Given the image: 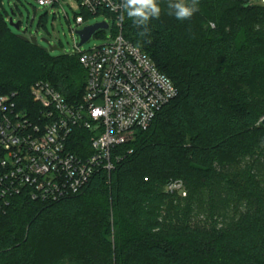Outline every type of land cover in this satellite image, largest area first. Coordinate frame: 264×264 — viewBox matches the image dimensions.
I'll use <instances>...</instances> for the list:
<instances>
[{
  "label": "trees",
  "instance_id": "1",
  "mask_svg": "<svg viewBox=\"0 0 264 264\" xmlns=\"http://www.w3.org/2000/svg\"><path fill=\"white\" fill-rule=\"evenodd\" d=\"M168 2L158 0L144 35L125 12L122 35L178 97L81 193L0 201V264H264V105L254 96L264 84V6L200 0L181 21ZM86 80L76 54L19 39L0 11V96L16 94L18 108L33 111L37 82L76 103ZM171 181L185 197L166 192ZM197 213L212 227L193 225Z\"/></svg>",
  "mask_w": 264,
  "mask_h": 264
},
{
  "label": "built area",
  "instance_id": "2",
  "mask_svg": "<svg viewBox=\"0 0 264 264\" xmlns=\"http://www.w3.org/2000/svg\"><path fill=\"white\" fill-rule=\"evenodd\" d=\"M35 1L43 7L61 5V0ZM75 1L84 11L75 15L76 26L103 16L113 40L86 52L75 43L87 74L79 102L69 103L42 81L31 88L33 111L19 109L16 94L0 96L2 202L23 191L45 202L81 193L95 175L112 172L121 160L116 151L133 142L138 132L148 130L161 110L178 97L172 80L151 57L123 37L122 0ZM251 1L264 6V0ZM77 31L71 29L74 38ZM183 191L182 181L166 186L171 194Z\"/></svg>",
  "mask_w": 264,
  "mask_h": 264
},
{
  "label": "rangeland",
  "instance_id": "3",
  "mask_svg": "<svg viewBox=\"0 0 264 264\" xmlns=\"http://www.w3.org/2000/svg\"><path fill=\"white\" fill-rule=\"evenodd\" d=\"M0 2H2L0 11H3L4 20L11 32L29 38L35 37L39 45L43 47H48L47 44L42 42L43 39H47L52 46H58L62 50L61 52H53V55L61 53L68 55L76 54L77 49L75 48V43H78V38L72 36L71 29L81 30L87 25L100 23L106 19L103 16L87 19L88 24L78 28L75 24V15L84 14V11L80 9L75 0H61V5L57 7H43L38 5L35 0H0ZM251 4L258 5L256 1H251ZM10 19L20 24L19 31L10 26ZM108 21L113 26V21L109 19ZM112 38V31L99 34L80 48V50L86 52L94 47L108 44L113 40ZM258 86L255 87L254 96L260 104L264 105V84L260 87ZM244 90L250 92V89L245 88ZM177 196H186L185 187L183 193L177 194ZM235 212L239 213V208ZM209 216L210 214L203 215L197 213L196 218H193V225L200 228H211L213 221ZM238 219V217H235L233 220L234 223H237ZM221 228H223L222 225L218 229Z\"/></svg>",
  "mask_w": 264,
  "mask_h": 264
},
{
  "label": "clouds",
  "instance_id": "4",
  "mask_svg": "<svg viewBox=\"0 0 264 264\" xmlns=\"http://www.w3.org/2000/svg\"><path fill=\"white\" fill-rule=\"evenodd\" d=\"M199 2L200 0H190L188 3L185 0H169V15H174L177 20H189L199 11ZM121 7L137 27H144L145 31L141 35L146 34L149 20L159 19L161 14L158 0H122ZM119 19L123 21L124 16L121 15Z\"/></svg>",
  "mask_w": 264,
  "mask_h": 264
},
{
  "label": "water",
  "instance_id": "5",
  "mask_svg": "<svg viewBox=\"0 0 264 264\" xmlns=\"http://www.w3.org/2000/svg\"><path fill=\"white\" fill-rule=\"evenodd\" d=\"M10 26L14 27L16 30H20V24L15 23L13 19H10L9 21ZM110 29V26L105 22L96 23L93 25H87L83 29L77 31V38H78V47L82 48L84 45L89 43L92 39H94L95 36L102 34V33H108ZM18 38L21 40H24L26 42H29L33 44L36 47H40L41 49H44L48 53H53L56 51L61 52L60 48L58 46H52L50 42L47 39H43L42 42L47 44L48 47L40 46L38 43L37 38L35 37H26L23 35H18ZM262 125L264 126V118L262 119Z\"/></svg>",
  "mask_w": 264,
  "mask_h": 264
}]
</instances>
